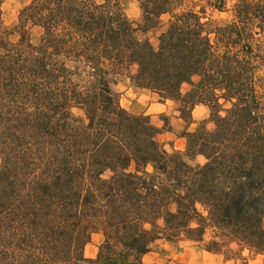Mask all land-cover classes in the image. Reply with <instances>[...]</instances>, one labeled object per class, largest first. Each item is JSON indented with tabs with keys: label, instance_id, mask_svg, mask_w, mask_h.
<instances>
[{
	"label": "trees",
	"instance_id": "trees-1",
	"mask_svg": "<svg viewBox=\"0 0 264 264\" xmlns=\"http://www.w3.org/2000/svg\"><path fill=\"white\" fill-rule=\"evenodd\" d=\"M4 1L0 264H143L155 241L208 231L207 252L264 264V0L229 22L212 19L227 0H131L136 21L123 0H31L12 29ZM118 79L176 105L184 151L120 106ZM196 105L208 119L189 130Z\"/></svg>",
	"mask_w": 264,
	"mask_h": 264
},
{
	"label": "rangeland",
	"instance_id": "rangeland-1",
	"mask_svg": "<svg viewBox=\"0 0 264 264\" xmlns=\"http://www.w3.org/2000/svg\"><path fill=\"white\" fill-rule=\"evenodd\" d=\"M31 0H5L1 6L4 25L12 29L17 21L19 11ZM236 0H227L224 13L214 11L212 19L218 22H229L232 19V8ZM126 15L133 21L138 19L139 10L135 2L123 0ZM38 28L30 30L33 42L40 36ZM16 39V36H12ZM113 90L118 94L119 104L134 114H145L149 116L151 123L158 129L157 141L163 149L170 153L173 150L184 151L185 140L180 136L186 123L178 118L175 111L176 105L172 102L159 103L151 98L148 93L134 89L125 79H118L112 84ZM189 85L184 84L181 92L185 93ZM192 123L189 130H193L201 120L208 119V110L203 105H196L191 111ZM208 127L214 126L208 123ZM203 157L194 159V164H202ZM211 232L208 231L203 242L179 241L167 242L157 240L151 245L150 252L142 258L143 264H263L262 258L249 254L248 251H241L236 259H226L224 255L207 252L204 245L209 240ZM103 240L101 233H93L90 242L84 248V256L87 259H94L99 245ZM237 250L236 246H233Z\"/></svg>",
	"mask_w": 264,
	"mask_h": 264
}]
</instances>
